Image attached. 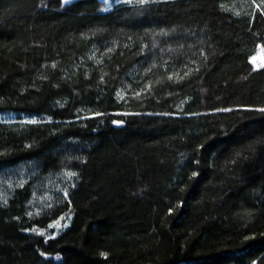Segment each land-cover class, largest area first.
<instances>
[{"label": "trees", "instance_id": "1", "mask_svg": "<svg viewBox=\"0 0 264 264\" xmlns=\"http://www.w3.org/2000/svg\"><path fill=\"white\" fill-rule=\"evenodd\" d=\"M106 6L0 0V264H264V0Z\"/></svg>", "mask_w": 264, "mask_h": 264}, {"label": "rangeland", "instance_id": "2", "mask_svg": "<svg viewBox=\"0 0 264 264\" xmlns=\"http://www.w3.org/2000/svg\"><path fill=\"white\" fill-rule=\"evenodd\" d=\"M62 1L64 5H68V4H72L76 2L77 0H62ZM104 1H106L107 3L105 10H112L114 9L116 5L120 3H133V2H140V1L145 2L148 0H104ZM254 57H255V63H253ZM251 63L258 69L262 68V67H259L261 63H264V49L262 47H260L258 52L251 58ZM13 118H15L14 114H5V115L0 116V119H3V120H10ZM72 217H70L67 221H62L63 218L60 219L57 223V229L64 230L66 227H68L71 224Z\"/></svg>", "mask_w": 264, "mask_h": 264}, {"label": "water", "instance_id": "3", "mask_svg": "<svg viewBox=\"0 0 264 264\" xmlns=\"http://www.w3.org/2000/svg\"><path fill=\"white\" fill-rule=\"evenodd\" d=\"M114 125H115L116 127H118V128H121V127L124 126V124H123L122 122H120V121H116V122L114 123Z\"/></svg>", "mask_w": 264, "mask_h": 264}, {"label": "snow or ice", "instance_id": "4", "mask_svg": "<svg viewBox=\"0 0 264 264\" xmlns=\"http://www.w3.org/2000/svg\"><path fill=\"white\" fill-rule=\"evenodd\" d=\"M253 63H255V57L253 58ZM259 67H264V63H261Z\"/></svg>", "mask_w": 264, "mask_h": 264}]
</instances>
